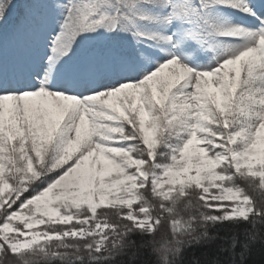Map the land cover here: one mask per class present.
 Wrapping results in <instances>:
<instances>
[{
    "label": "snow or ice",
    "instance_id": "snow-or-ice-1",
    "mask_svg": "<svg viewBox=\"0 0 264 264\" xmlns=\"http://www.w3.org/2000/svg\"><path fill=\"white\" fill-rule=\"evenodd\" d=\"M0 264H264V0H0Z\"/></svg>",
    "mask_w": 264,
    "mask_h": 264
}]
</instances>
